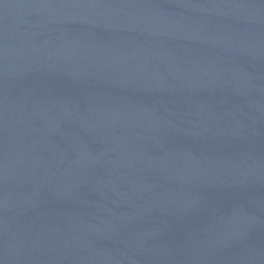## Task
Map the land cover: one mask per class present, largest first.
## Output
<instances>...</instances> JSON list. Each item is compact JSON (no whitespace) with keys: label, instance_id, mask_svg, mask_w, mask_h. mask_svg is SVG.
<instances>
[{"label":"water","instance_id":"water-1","mask_svg":"<svg viewBox=\"0 0 264 264\" xmlns=\"http://www.w3.org/2000/svg\"><path fill=\"white\" fill-rule=\"evenodd\" d=\"M0 264H264V0H0Z\"/></svg>","mask_w":264,"mask_h":264}]
</instances>
